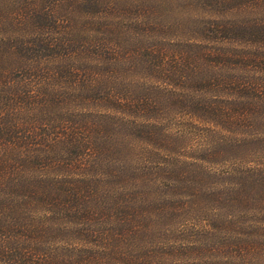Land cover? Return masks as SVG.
Wrapping results in <instances>:
<instances>
[{
  "label": "trees",
  "instance_id": "trees-1",
  "mask_svg": "<svg viewBox=\"0 0 264 264\" xmlns=\"http://www.w3.org/2000/svg\"><path fill=\"white\" fill-rule=\"evenodd\" d=\"M0 264H264V0H0Z\"/></svg>",
  "mask_w": 264,
  "mask_h": 264
}]
</instances>
